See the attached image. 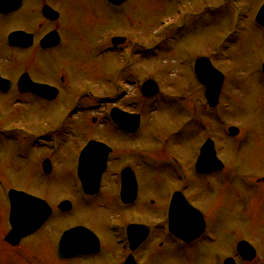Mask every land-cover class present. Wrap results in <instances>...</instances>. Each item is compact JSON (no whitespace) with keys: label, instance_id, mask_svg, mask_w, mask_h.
Wrapping results in <instances>:
<instances>
[{"label":"rangeland","instance_id":"rangeland-1","mask_svg":"<svg viewBox=\"0 0 264 264\" xmlns=\"http://www.w3.org/2000/svg\"><path fill=\"white\" fill-rule=\"evenodd\" d=\"M231 1L237 2L239 6L233 7L230 0H128L118 10L102 2L97 7H86V12L89 9L94 13L103 11L104 20L98 22L95 30L91 29V13L90 19L82 23L88 30L95 31L97 36L106 33L137 40V52L126 69L123 67L125 62L120 59L122 79H151L162 93L163 98L154 100L152 110H143L144 121L139 141H128V144L137 146L140 156L145 155L139 157L143 162L139 160L142 173L138 174L141 188L138 201L140 198L141 201L137 207L127 211L112 207L109 199L111 188L91 204L83 198H72L70 189L64 188L66 184L63 181L66 171L72 166L75 147L81 145L77 143L83 142V138H112L96 130L97 126L92 124L90 129L88 127L85 130L87 124L76 120L70 122L68 127L74 131L80 128L83 137L73 132L77 138L73 142L75 144L64 145L63 142L60 146V153L54 161L55 168L60 169L61 174L43 180L38 175L39 180L36 173L38 152L29 145L31 139H24L21 130L34 137L49 133L53 136V132L59 131L66 120L64 109L60 110L56 118H60V124L57 125L54 112L51 113L45 107H39L37 111L22 107L10 109L6 101L0 102L3 133L0 136V193L5 186L27 190L26 187H30L34 179L42 184L37 195H53L52 190L62 191L73 202L74 214L71 217L90 227L99 228L102 221L119 217L151 225L159 216L153 209L145 216L139 213L143 203H152L154 200L157 208L160 201L166 198L168 189L165 187L168 184H171V189L182 190L181 182H172L171 178L167 181V177L162 175H171L174 168L179 166L178 173L191 177L185 195L201 211L207 226L205 233L208 238L212 237V241L207 242L203 236L202 242L180 249L167 243L163 247L159 246V239L152 237L142 252L144 262L220 264L226 257L239 259L234 246L244 240L256 249L253 264H264V182L256 183L257 179H264V77L258 72L259 65L264 63V30L253 26V15L261 0ZM238 10L243 11L246 18H238ZM83 43L88 45L87 41L83 40ZM79 52L82 55V51ZM202 56L211 58L213 66L225 77L220 102L214 109L218 114V122L211 120L215 117L209 114L211 112L208 113L203 89L193 76V64ZM75 57H80L77 50ZM94 67L91 62V73L97 74ZM114 79L115 76L112 81ZM99 91L98 80L92 79L85 83L87 95H95ZM134 92L133 84H128L127 96L131 98ZM89 100L93 102L91 97ZM147 107L150 106L147 105L145 109ZM96 116L89 115L90 119ZM199 121L212 127L210 137H213L219 158L224 162V172L217 175L199 177L193 175L191 170L202 137L204 140L207 138L201 135V125L198 124L202 122ZM229 126L238 129L236 137L227 134ZM93 127L95 130L91 129ZM162 155L176 162L169 161L163 165L160 161L150 160L152 156L159 158ZM117 166L121 165L114 163L110 167L112 172ZM111 210L117 212L114 211L111 216ZM60 222L53 219L50 222L52 229L55 223ZM95 230L102 239V231ZM38 239L42 244L37 249L42 253L50 249L49 241L53 240L51 231L46 230ZM50 251H45L44 255ZM0 264H4L3 259Z\"/></svg>","mask_w":264,"mask_h":264},{"label":"flooded vegetation","instance_id":"flooded-vegetation-1","mask_svg":"<svg viewBox=\"0 0 264 264\" xmlns=\"http://www.w3.org/2000/svg\"><path fill=\"white\" fill-rule=\"evenodd\" d=\"M100 2L115 10L121 6L114 7L105 0H92L90 2L85 0H0V102L6 101L10 109L22 107L25 110L37 111V108L45 107L51 113L54 112L53 116L57 125L60 124V118L58 120L56 118L60 110L64 109L66 120L62 123L59 131L53 132V136H56V140L52 139L53 144L50 143V139H46L43 143H29L38 152L36 158L38 170L36 173L37 177L39 175L42 180L51 178L57 173L61 174V170L55 168L54 158L60 153L62 143L74 145L73 142L77 138L73 136V132L77 133L79 137H83L82 131L81 134L79 132L80 128H76L74 131L68 127L71 121L76 119V121L87 124L85 130L88 127L90 129L91 123L93 126L98 125L97 130L111 135V139L89 138L84 140L83 138V142L77 143L81 145L75 147V153L72 155V159L74 158L72 166L70 170L66 171V179L63 181L66 184L64 188L70 189L72 198H83L90 204L111 188L109 193L110 205L112 207L117 206L120 211H127L129 208L137 207L141 201V198L138 201L141 189L138 174L141 175L142 173L139 169L140 155L136 145L128 144L129 140L130 142L139 141L138 136L141 128L129 133L108 122L107 114L112 108L129 111L127 107L122 108L120 89L123 85V79L120 71L121 66H119L120 48L123 44L128 43V39L117 41L119 40L118 37L121 36L106 33L97 36L94 34L95 31L88 30L82 25L85 19L89 18L90 13L93 15L92 19L89 18L92 30L96 29L98 22L104 20L101 10L98 13H94L90 9L86 12V7H97ZM44 7L50 8L51 13L44 10ZM45 38L47 41L42 42ZM83 40L87 41L88 45L83 43ZM76 50L80 57H75ZM80 50L82 55H80ZM131 56H133L132 51ZM91 62L95 65L94 70L97 74L91 73ZM114 76L115 79L112 81ZM92 79L98 80L100 89V93H95L93 102L89 100L90 95L85 93V83ZM32 84L43 86V89L34 93ZM128 84L126 83V86ZM145 101L149 100L145 99ZM90 114H98L99 117L90 119ZM0 127H2L1 123ZM91 140L104 143L108 146L109 152L106 169L100 176L96 192L92 195H86L81 191L76 166L80 151ZM122 157L125 158L122 159ZM150 160L160 161L164 165L174 159L162 155L159 158L152 156ZM61 161L62 159L59 160L60 163ZM74 162L75 165L73 166ZM114 163L121 166H117L115 172H112L110 167ZM125 168L129 169L128 174H131L136 182V195L134 194L132 198L130 193H126L125 198L129 202L123 204L119 193L121 176ZM82 174L93 178L96 176V171L86 170L82 171ZM170 174L162 173L163 177H167V181L171 178L172 182L175 180L174 182L177 183L175 172ZM38 179L40 180L39 177ZM87 181L88 189L94 190L95 180L89 179ZM30 183L31 186L26 187L27 190L14 187L13 189L45 200L52 212L50 217L38 228L22 237L17 245L12 246L5 241V236L10 230V204L7 194L12 187L5 186L3 188V192L0 193V260L3 259L4 264L5 262L7 264H146L142 258V252L147 248L152 237L159 239L158 244L162 247L165 243L171 246L174 244L180 246L182 243L173 238L167 231L166 213L170 194L179 191V189L172 191L171 184L165 187L168 189L166 198L160 201L157 208L154 200L152 203L150 201L143 203V208L139 213L145 216L149 214L148 211L153 209L157 211V216H159L155 219L156 222L151 224L152 226L148 223H140L135 220L127 221L119 217L102 221L101 226L96 228L90 227L87 223L75 221L71 217L74 214L73 202L62 191L52 190L53 195H37L39 186L42 184L34 179ZM114 211L117 212V210L110 211L111 216H113ZM53 219L61 222L55 223L52 229L50 222ZM128 226H144L143 230L147 232L145 239H143L142 230H138L139 227H136L137 230L131 234L130 239L132 250L127 248L128 244L125 241ZM81 227L93 232L94 237H90L92 240L87 242V236L83 234V231H78L72 234L68 238L69 241L62 245L59 255V241L62 234L68 230ZM95 229L102 231V239ZM24 230L31 231L32 229L31 227H24ZM46 230L51 231L53 240L49 241L50 253L44 255V252L49 250H44L42 253L37 248H40L42 244L38 236ZM46 241L47 239L44 243ZM253 262L247 264H253Z\"/></svg>","mask_w":264,"mask_h":264},{"label":"water","instance_id":"water-1","mask_svg":"<svg viewBox=\"0 0 264 264\" xmlns=\"http://www.w3.org/2000/svg\"><path fill=\"white\" fill-rule=\"evenodd\" d=\"M257 21L264 25V6L261 8L257 15ZM264 71V65H263ZM195 73L197 80L205 87V96L210 104L214 106L217 103L218 95L222 85V77L217 74V72L211 68L210 64L205 59H199L196 62ZM150 91L149 95H153L156 91V87L153 84H146L145 89ZM213 163V164H212ZM214 157V152L211 148L210 143H206L202 150L200 157L197 161V168L202 169L203 172L210 171L211 169H221V164L217 162ZM218 167V168H216ZM174 203L171 207V219L174 218L172 223V232L177 234L179 237L189 241L197 237L203 231V221L202 216L194 211L188 204L186 206L181 202H178V198H175ZM186 208V209H184ZM181 209V211H180ZM175 212V213H174ZM181 214V215H180ZM175 217L178 219L183 218L182 223L175 222ZM14 237L13 232H11L7 240ZM242 250L245 251L242 256L245 260H249L251 255H249L248 247L244 244L242 245Z\"/></svg>","mask_w":264,"mask_h":264}]
</instances>
